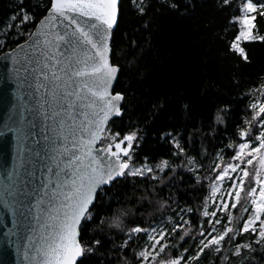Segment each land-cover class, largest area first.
<instances>
[{
  "label": "snow or ice",
  "instance_id": "snow-or-ice-1",
  "mask_svg": "<svg viewBox=\"0 0 264 264\" xmlns=\"http://www.w3.org/2000/svg\"><path fill=\"white\" fill-rule=\"evenodd\" d=\"M42 8L44 14L36 20L20 0L12 22L4 24L6 30H16L13 36L28 38L22 44L14 40L15 47L2 57L11 67L4 65L0 103L7 106L13 84L16 91L13 112L0 128V211L12 217L9 235L27 237L35 254L26 258L33 264H84L93 245L100 244L89 232L104 224L98 213L117 199L112 195L117 185L128 177H157L149 175L154 170L148 164L132 163L136 133L109 127L113 117L122 115L124 100L111 91L119 72L109 44L118 0H48ZM257 16L264 18V2L244 0L230 21L236 31L229 50L246 62L242 44L264 42V35L256 33ZM7 46L0 40V48ZM259 91L264 97V86ZM249 107L250 114L233 134L238 140L227 145L230 162L219 156L222 163L212 168L209 188L215 210L205 207L202 213L209 218L204 221L208 227L200 225L193 235L182 215L171 227L130 226L121 248L132 249L135 261L126 264H223L229 245L236 257L255 250L238 238L264 250V100ZM176 147L183 151L178 143ZM167 166L164 161L159 170ZM225 182L226 190L221 187ZM113 223L120 226L118 220ZM141 241L144 246L137 251Z\"/></svg>",
  "mask_w": 264,
  "mask_h": 264
},
{
  "label": "trees",
  "instance_id": "trees-1",
  "mask_svg": "<svg viewBox=\"0 0 264 264\" xmlns=\"http://www.w3.org/2000/svg\"><path fill=\"white\" fill-rule=\"evenodd\" d=\"M243 2L121 0L111 60L120 69L114 93L124 96L123 115L109 127L121 134H137L133 165L157 167L167 161L168 166L156 171L157 179L128 177L117 185L112 193L117 199L98 213L104 224L89 232L100 244L93 245L84 264L135 261L132 249L121 248L130 226L156 227L169 219L178 221L182 215L193 233L206 220L202 213L215 175L212 168L221 161L219 156L229 160L227 145L238 140L233 134L264 86V42L242 44L247 62L229 50L236 31L230 21ZM47 3L24 0L36 20ZM19 4L20 0H0V40L8 45L0 48V55L15 47L14 40L23 43L28 38L26 34L13 36L15 29L4 28ZM21 29L29 31L24 25ZM256 33L264 35V18L259 16ZM189 159L194 163L189 164ZM189 208L191 212H181ZM114 220L120 222L119 227ZM238 239L252 243L255 250H244L236 257L227 251L229 245L223 264H264L259 245ZM143 246L141 241L136 250Z\"/></svg>",
  "mask_w": 264,
  "mask_h": 264
},
{
  "label": "water",
  "instance_id": "water-1",
  "mask_svg": "<svg viewBox=\"0 0 264 264\" xmlns=\"http://www.w3.org/2000/svg\"><path fill=\"white\" fill-rule=\"evenodd\" d=\"M120 3H121V0H118L117 24L114 26L112 34L110 36V40H109V44L111 48L110 59L112 56L111 45H112L113 35L118 25V20L120 16ZM11 51L12 50L4 52L3 54L0 55V89L4 88V83H5L4 74L6 72V68L4 67V65H7L8 68L11 67L10 62L3 60L2 57L4 56V54L9 53ZM17 51L19 50L17 49ZM119 73H120V69L117 74L116 80L113 81V86L111 88V91L113 94H115L114 88L118 80ZM15 91H16V87L13 84L12 87L8 90V101L9 102L7 103V106H5L3 103H0V128L3 127L6 117L13 112L12 104L15 103V100L13 98V93ZM21 95H23V92H21ZM123 102L124 100L121 102L122 115H123V110H122ZM122 115L119 117H113L109 121V125L113 120L121 118ZM2 146H3L2 141H0V147ZM2 159L3 157H0V161H2ZM8 161H9V166H10L11 164V144L8 145ZM2 178H3L2 170H0V179ZM12 228H13V223H12L11 215L10 214L6 215L3 211H0V264H33V262L30 259L26 258V254L28 257H31L35 254L32 248L29 247L27 237L22 236V234L18 232L9 235Z\"/></svg>",
  "mask_w": 264,
  "mask_h": 264
},
{
  "label": "rangeland",
  "instance_id": "rangeland-1",
  "mask_svg": "<svg viewBox=\"0 0 264 264\" xmlns=\"http://www.w3.org/2000/svg\"><path fill=\"white\" fill-rule=\"evenodd\" d=\"M259 100H263V97L262 96H260L259 95V98H258ZM137 135V134H136ZM227 162H230V160H223V163H227ZM219 163H222V161H220ZM159 165H161V163L159 164ZM159 165H157V167H152L153 168V173H152V175H156V171H158L159 170ZM134 166H136V167H140V165H134ZM151 167V166H150ZM217 171H218V169H217ZM222 187V189H227V187H228V184H227V182H225V184L224 185H222L221 186ZM210 189V188H209ZM219 195V194H218ZM207 205H205L204 206V211H205V207H207V210L209 211V212H211V211H213V210H215V207H214V202H213V200L212 199H210V190H209V194H208V197H207ZM215 203H219V200H216L215 201ZM203 211V212H204ZM234 211V215L238 218L239 216H240V213L237 211V210H233ZM219 214V213H218ZM204 217V216H203ZM206 220L207 219H209L208 217H204ZM185 219V218H184ZM186 220V219H185ZM172 223H179V219H178V221H173V220H171V219H169L166 223H164V224H161V225H159L158 227H171V225H172ZM200 225H204V223L203 222H200L199 223V225L198 226H196V229L194 230V232L192 233L193 235H195L196 233H197V230H198V228L200 227ZM157 227V226H156ZM204 227H208V225H206V226H204ZM217 228H220V225H217ZM193 230V228L191 227V231ZM195 233V234H194ZM185 239H187V237L185 238ZM250 242V241H249ZM227 251L229 252H231L232 253V251H233V246H230V248H228L227 249Z\"/></svg>",
  "mask_w": 264,
  "mask_h": 264
}]
</instances>
